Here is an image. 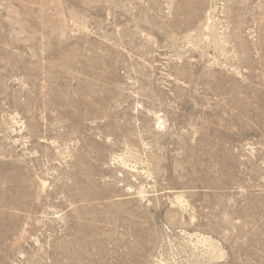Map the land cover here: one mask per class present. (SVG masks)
<instances>
[{
	"label": "rangeland",
	"instance_id": "1",
	"mask_svg": "<svg viewBox=\"0 0 264 264\" xmlns=\"http://www.w3.org/2000/svg\"><path fill=\"white\" fill-rule=\"evenodd\" d=\"M0 264H264V0H0Z\"/></svg>",
	"mask_w": 264,
	"mask_h": 264
}]
</instances>
